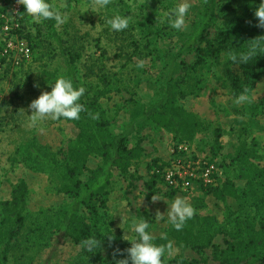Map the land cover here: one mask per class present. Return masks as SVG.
I'll return each instance as SVG.
<instances>
[{"label":"rangeland","instance_id":"374dc122","mask_svg":"<svg viewBox=\"0 0 264 264\" xmlns=\"http://www.w3.org/2000/svg\"><path fill=\"white\" fill-rule=\"evenodd\" d=\"M179 2L110 0L100 8L95 0H53L63 17L62 23H56L55 35L42 18L30 16L23 22L21 15L15 13L17 0H0V12H9L11 21L19 18L22 30L16 33L26 39L28 36L33 44L30 59L13 56L0 66V220L1 203L11 198L14 185L24 180L28 187L25 224L11 248L9 264H113L114 253L115 259L127 256L126 249L131 243L123 237L127 231L129 238L134 237L133 221L146 220L154 238L164 234L169 226L166 201L171 203L176 197L185 198L194 214L215 216L222 230L203 249L171 236L168 242L172 244L171 251L168 243L161 245L165 248L162 264H237L240 258L256 259L258 249L253 238L264 234V72L257 87L247 91L249 101L236 104L240 93L225 70L234 63L228 59L230 53L239 54L249 44L264 41V29L256 26L254 16L260 0H247L238 8L237 0H216V18L206 28L211 41L201 38L202 0H188L190 8L182 30L169 26L165 13ZM242 12L246 21L238 19ZM114 15L127 17L128 28L111 30L106 21ZM1 38L0 28V42ZM71 72L84 93L98 94L111 133H126L131 145H140L143 154L131 173L114 177L108 196L80 205L78 214L89 227L80 225L78 231L67 233L54 245L59 212L74 199L59 190V176L47 164L22 162L21 151L36 139L45 152L57 159L63 171L73 166L70 150L78 133L74 123L51 117L33 123L29 117L32 100L44 91H51L49 83H54L57 77L72 81ZM44 73H48V79H44ZM168 81L176 85L175 102L179 107L212 121L190 143L180 141L153 123L139 125L136 118L140 117L133 116L138 101L149 104L158 100ZM130 82L138 84V93L129 95L117 89ZM107 88L109 91L104 94ZM201 89L204 91L197 96ZM133 93L138 101L130 100ZM217 127L221 128L219 138ZM158 145L171 150L169 162L175 159L202 162L200 173L205 163L214 164L210 182L196 180L191 189L177 191L172 197L163 180L157 193L166 201L148 200L145 183L153 169H147L146 159L159 152ZM156 158L152 157V162ZM85 160L86 169L78 171L84 170L78 174L84 179L88 170L101 164V156L90 153ZM226 178L239 194V201L229 199V205L234 209L240 202L242 206L240 235L229 231L236 225L231 223L227 207L205 191ZM101 200H105L103 206ZM157 210L164 219H155ZM248 226L256 231L252 233ZM109 236L113 238L111 242ZM88 237L105 239L101 250L86 253L81 242Z\"/></svg>","mask_w":264,"mask_h":264},{"label":"trees","instance_id":"16d2710c","mask_svg":"<svg viewBox=\"0 0 264 264\" xmlns=\"http://www.w3.org/2000/svg\"><path fill=\"white\" fill-rule=\"evenodd\" d=\"M237 1V4L239 3V5L236 7L238 8L247 0ZM49 2L53 5V0H49ZM22 8L23 12L21 18L24 22L30 16L25 13L23 5ZM217 8L218 5L216 0H202L201 16L204 21L201 24V29L203 31L201 38L207 41H211V39L209 38V32L206 28L210 26L212 23L211 21L216 18ZM245 17L246 14L242 12L238 19L239 21H246ZM44 21L47 23L51 33L56 35L57 22L55 20ZM27 39L33 48V44L28 36ZM263 72L264 52L258 53L247 64L234 62L231 67L229 66L225 70V75L230 78L235 90L238 93H241L245 90L250 91L257 87L262 79ZM70 74L74 87L79 88L76 81L74 82V80H76V75L74 72H71ZM43 75L44 79L49 78L48 73H44ZM123 87L124 88H119L117 86V89H119V91L125 90L127 93L129 92V95L132 92L138 93V84L136 82L124 84ZM176 89L175 84H171L170 82L169 85L165 84L162 93H159L158 100L149 104H144L141 101H138L133 93L130 100L134 101V99H137L139 102L135 106L132 104V106H134L133 116L135 118L140 117L136 118L139 125L142 122L143 125L146 123H153L155 126L171 132L180 141L190 143L195 139L199 132L206 130L212 124V121L202 117L195 111H189L179 107L175 102ZM107 91H109L108 88L105 90L104 94H106ZM203 91L204 89H201L200 92L197 93V96H200ZM80 103L84 105L86 111L81 112L79 120H70L78 128V133L70 150V159L73 161L72 167L66 168L65 171H63L59 166L57 159L45 152L38 145L36 139L29 141L21 151L22 162H43L47 164L59 176V190L71 195L74 199L67 208L59 212L60 222L55 231L56 238L54 245L55 243L58 244L67 233L78 231L77 228H79L80 225H83L85 228L89 227L84 218L80 217L78 214L80 205H84L85 203L89 205L88 203L107 195L111 186H113L114 177L117 175L125 177L131 173L133 171L132 168L134 163L141 158L143 154V149L140 145H131L130 139L126 133H111L108 129V122L103 115V109H101V106L99 105L98 94L88 96L84 93L80 99ZM134 112L138 113L139 116L136 114L134 115ZM89 113L98 118L93 119ZM215 131L217 137H221V128L217 127ZM90 153L99 154L101 156V164L96 169L88 170V176L86 179L78 177V174L80 176L86 169L85 156ZM159 162L160 159L156 158L153 159V162L149 165V169H153V172L150 174V180L148 179L145 183L148 200L152 198L155 192H158V185L163 181L162 175L157 172V169L158 167H161V163L162 165H165L166 163L161 162L159 164ZM81 169L84 170L78 172ZM205 191L227 207V212L229 211L228 217L231 219V223H235L236 225L229 231L233 232V235H240V231L242 230L241 225L243 223L240 218L242 206L239 202L238 207L233 209L228 203L229 199L239 201V194L235 185L226 178L221 180L217 185L208 187ZM176 193V189H170L168 194L169 196L174 197ZM104 203L105 200H101L100 204L102 206ZM27 205L28 187L26 182L21 180L14 185L11 198L1 203L0 264H9L11 248L14 246V243L20 234V230L25 224ZM102 224L105 227H108L105 222ZM248 227L252 229L251 226ZM221 230L222 227L215 216L194 214L191 219H188L185 222L180 231L175 230V228L169 224L164 232L167 239L161 240L160 235L159 237L154 238V240L156 239V242L159 245H167V243L170 242V239L174 237L178 241L190 243L194 248L203 249L212 244L216 234L220 233ZM255 231L256 230L252 229V233ZM262 232L264 233V231ZM256 234L258 233L256 232ZM253 241L258 249V252L255 254L256 259L248 260L240 258V261H238L237 264H264V234L262 237L260 235L258 238H253Z\"/></svg>","mask_w":264,"mask_h":264},{"label":"clouds","instance_id":"9594fccd","mask_svg":"<svg viewBox=\"0 0 264 264\" xmlns=\"http://www.w3.org/2000/svg\"><path fill=\"white\" fill-rule=\"evenodd\" d=\"M110 0H95L96 5L103 8L109 4ZM25 8V13L29 16L42 18L44 20H55L57 24L63 22V17L60 12L52 5L49 0H17ZM190 3L188 0H181L174 8L165 13L169 26L176 30H182L185 27V18L188 14ZM254 16L256 18L258 28L264 29V0H260L258 6L255 7ZM106 23L113 31H123L128 28L129 20L127 17L114 15L108 19ZM264 52V41H257L251 43L249 46L240 51L239 54L230 53L228 59L232 62L242 64L249 63L258 53ZM142 66V65H141ZM51 85V91H44L38 98L32 100L29 108L32 114V122L36 123L38 120H43L47 117L52 119L64 118L66 120H79L81 112L86 111L84 105L80 103L85 89L83 87H74L73 82L65 77H57ZM39 87V85H35ZM245 92L240 93L234 103H246L249 101V96ZM92 116L91 113H89ZM93 119L98 118L92 116ZM165 200L162 195L155 192L152 196V202L158 200ZM166 201V200H165ZM168 208L166 211L167 222L172 225L175 230L180 231L185 222L191 219L194 215V209L191 204L182 197H176L171 203L166 201ZM120 216L123 215L117 212ZM124 219V217H123ZM155 219L157 221L164 219L162 213L157 210ZM130 232L127 231L123 237L131 243V246L126 249L127 256L124 259H115L113 264H162V257L165 253V248L155 243L154 236L148 231V222L146 220L133 221L131 233H134L133 238L130 237ZM109 242L113 239L111 236L107 237ZM161 240H166L164 234L160 236ZM105 239L100 240L95 237H88L81 242L82 249L88 254H94L102 247ZM169 251L172 249V244L168 243ZM119 251V250H117Z\"/></svg>","mask_w":264,"mask_h":264},{"label":"built area","instance_id":"2783aa9c","mask_svg":"<svg viewBox=\"0 0 264 264\" xmlns=\"http://www.w3.org/2000/svg\"><path fill=\"white\" fill-rule=\"evenodd\" d=\"M23 8L21 4L15 5L16 15H21ZM9 12H0V28L2 38L0 42V66L3 61L11 59L13 56H20L24 59H30L32 56V47L30 43L17 31L22 30L21 20L14 18V21L8 17ZM14 25V26H13ZM16 29V30H15ZM184 150L183 146L179 147ZM206 167L201 171L202 162H191L188 159H175L169 164L158 167L157 172L162 175L166 186L169 189H176L177 191H185L191 189L196 180L204 179L210 182V175L215 170V165L205 163Z\"/></svg>","mask_w":264,"mask_h":264},{"label":"crops","instance_id":"0c3cea01","mask_svg":"<svg viewBox=\"0 0 264 264\" xmlns=\"http://www.w3.org/2000/svg\"><path fill=\"white\" fill-rule=\"evenodd\" d=\"M158 146H160V145H158ZM152 157L153 158L158 157L159 159H161L162 162H165V161L169 162L170 161V157H171V150H169V148L163 149L160 146L159 152H155V154ZM152 157L146 159L147 161H149L148 162L149 164H146L147 169H149V165L152 163ZM144 171L147 172L146 170H143V173H144ZM157 202H159V200L156 201L155 203H157Z\"/></svg>","mask_w":264,"mask_h":264}]
</instances>
